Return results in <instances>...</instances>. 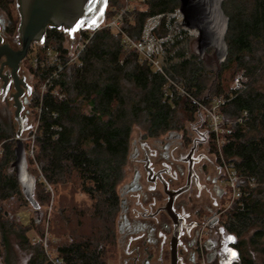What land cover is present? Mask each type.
<instances>
[{"label":"trees","instance_id":"1","mask_svg":"<svg viewBox=\"0 0 264 264\" xmlns=\"http://www.w3.org/2000/svg\"><path fill=\"white\" fill-rule=\"evenodd\" d=\"M121 2L108 0L116 6ZM13 4L14 0H0L1 10L11 21V34L18 28ZM145 4L144 11L135 13V23L126 24L135 40L146 18L179 8V0H145ZM223 9L230 18L226 63L219 64L214 51L208 50L203 59L195 53L172 65L167 75L198 100L227 96L224 85L229 74L241 71L245 76L244 88L234 92L223 112L227 120H236L244 112L248 115L232 127L223 156L260 187L243 208L232 209L225 226L237 238L233 249L238 258L231 264H264V0H226ZM88 37L84 33L81 40ZM64 42L62 32L47 29L45 45L35 58L43 57L50 47L65 60L69 51ZM31 68L39 86L45 75L57 69ZM168 77L125 49L120 35L107 29L93 35L78 61L51 82L42 103L39 96L31 103L36 112L41 107L42 114L35 155V196L40 209L34 211L29 226L19 223L17 213L30 203L8 169L14 160L15 135L0 120V258L4 264H52L42 242L34 241L46 231L50 254L64 264H112L118 188L125 178L134 129L140 128L146 138H156L195 121L197 106ZM55 196L59 204L48 218L41 207L49 206ZM245 234H250L247 239L242 238Z\"/></svg>","mask_w":264,"mask_h":264},{"label":"flooded vegetation","instance_id":"2","mask_svg":"<svg viewBox=\"0 0 264 264\" xmlns=\"http://www.w3.org/2000/svg\"><path fill=\"white\" fill-rule=\"evenodd\" d=\"M7 16L0 14V44H6L3 40L11 34ZM8 73L7 67L0 72V88L5 92L13 83ZM119 187L116 246L126 256L133 253L120 264H172L178 222V264H202L203 256L207 264L218 257L225 259V222L233 208L229 207L230 190L206 131L176 130L133 140ZM171 193H179L172 203L177 223L167 211Z\"/></svg>","mask_w":264,"mask_h":264},{"label":"built area","instance_id":"3","mask_svg":"<svg viewBox=\"0 0 264 264\" xmlns=\"http://www.w3.org/2000/svg\"><path fill=\"white\" fill-rule=\"evenodd\" d=\"M146 8L145 0H122L119 6L108 4L104 20L102 24L96 28L82 29L78 34L89 33V37L84 41L81 40L76 46L74 53L68 54L67 58L63 60L55 52L48 47L43 57L35 58L33 67L35 71L38 69H46L49 67H57V69L50 75H45L41 80L38 90V96L41 99L48 93V87L51 82L58 78L60 73L67 67L77 62L81 53L85 50L88 42L93 35L101 30L107 29L122 37L125 49L132 50L138 54L140 61L151 64L157 71L168 77L169 69L172 65L182 62L185 59H190L188 56L189 42L199 38V32L192 30L184 25V16L180 9L177 8L171 13L150 16L146 18L144 25L140 32V38L135 40L132 38L126 28L127 23L134 24V15L136 12L144 11ZM77 33V32H76ZM81 36V37H82ZM40 45L44 47V41ZM169 83L174 86L182 95L187 96L197 106L195 113L196 120L204 126L209 138L213 136L215 143V155L219 161V165L223 171L224 180L226 181L230 190L229 207L245 206V201L256 191L260 184L253 178L241 175L237 172L234 164L227 162L223 156V148L227 142L228 137L232 134V127L236 123H242L243 119L247 117V112H244L241 117L234 120H227L223 109L234 98V92L241 91L246 82L245 76L241 73L236 76L234 86L229 94L208 96L205 100H198L192 98L184 88L176 84L168 77ZM55 96L57 92L53 93ZM40 103V105H41ZM42 106V105H41ZM42 108L37 109V123L36 127L29 137L28 148L26 150L27 158L36 164V138L40 124ZM54 117H56L54 115ZM52 190L51 187L48 188ZM28 225V223H23ZM49 233L46 231L42 239H34L35 242L40 241L49 256L52 264H64L60 259L53 257L50 254L48 247Z\"/></svg>","mask_w":264,"mask_h":264},{"label":"water","instance_id":"4","mask_svg":"<svg viewBox=\"0 0 264 264\" xmlns=\"http://www.w3.org/2000/svg\"><path fill=\"white\" fill-rule=\"evenodd\" d=\"M226 0H179V9L184 16L185 27L199 32L197 53L203 59L208 50H213L219 64L226 63L229 55L227 35L230 28V18L225 14L223 5ZM21 21L19 37L22 49L14 50L8 44H0V72L9 68L15 90L14 95L16 120L20 130L17 133L14 160L9 165V171L16 175L24 197L29 201L34 211L40 209L35 193L37 178L29 172L25 145L21 139L27 115L21 116L22 110L28 104L23 98L25 91L31 93V88L19 76L20 66L28 57L33 46L44 41L47 29H65L76 33L84 28H96L104 20L108 0H18ZM95 20V23H93ZM7 83V80L5 79ZM6 86V85H5ZM28 114V113H27ZM186 191L182 190L179 193ZM170 194L171 202L167 208L171 218L177 223V215L172 209L174 198L179 194ZM181 226L177 223L172 241V264H178L177 242Z\"/></svg>","mask_w":264,"mask_h":264},{"label":"rangeland","instance_id":"5","mask_svg":"<svg viewBox=\"0 0 264 264\" xmlns=\"http://www.w3.org/2000/svg\"><path fill=\"white\" fill-rule=\"evenodd\" d=\"M12 12H13V18L14 20L17 21V29L14 31L13 34H8L3 42L10 45L12 48H14L15 50H21L22 49V43L20 41V37H19V25H20V21H21V16H20V11H19V3L18 0H14V4L12 6ZM5 14V16H7V12H4L2 10H0V14ZM8 18V16H7ZM87 29V28H84ZM60 32H62L64 34V47L66 49H68L69 51V55L74 53L77 44L79 43V41H81L82 39V35L77 33H69V31L65 30V29H58ZM56 45V44H53ZM197 45H198V39L192 40L189 42V48H188V56L192 57L195 53H197ZM42 49V47L40 45H35L33 46V48L31 49L28 57L22 62L21 66H20V71H19V76L21 79H24L25 82L27 83V85L31 88V93H27V91H25V94L23 96V98H21V102H23L24 98L28 99V104L25 105L24 109L22 110L21 116H25L27 115V121L24 124V129L23 132L21 134V139L24 143V145L28 144L29 141V137L32 135L33 130L36 127V123H37V112L36 110H34V108H32L31 103L33 102V100L38 97V89H39V84H38V80L35 77L34 72L32 71L31 65L33 66V61L35 59V57L38 55V50ZM241 71H237L234 76L230 77L229 74V80L228 83H226V85H224V91L225 92H230V90L232 89V87L234 86V80L236 78L237 75L241 74ZM17 93V91L15 90L14 87V83H11V85L9 86V89L7 92L3 91L0 88V120L2 121V123L6 124V126L11 129L15 135L14 137V148L16 147V140H17V133L20 130L18 121L16 120L15 114H16V110L17 108L15 107V101H14V95ZM28 113V114H27ZM194 122H189L186 121L184 128L182 129V131L185 132H204L205 131V127L202 126L201 123H198L196 120V116L194 118ZM144 135V132L140 129V128H135L133 135H132V141L133 140H139L142 138V136ZM196 136V135H194ZM213 149V148H212ZM215 151H213V155L214 157H216ZM2 154V148H0V156ZM217 159V157H216ZM28 164H29V171L31 174H33L34 176H36V168L37 164H33L32 161L29 160L28 158ZM37 177V176H36ZM224 188L226 187V185L223 186ZM120 188V187H119ZM61 193L63 194H70L69 191H63L60 190ZM37 199V196H35ZM82 199V198H81ZM54 200V201H53ZM52 200V202L50 203L49 206H44L41 207L42 210H44L46 208V212H47V217L50 218L53 211V207L57 206L59 204V197L55 196L54 199ZM80 201V199H79ZM28 216V225H24L23 223V216ZM17 217H18V221L19 223H21L23 226H29L32 218L34 217V210L32 208V206L30 205L29 207H26L25 209H21L18 213H17ZM27 224V223H26ZM250 234H245L242 238L243 239H247L249 237ZM225 238H227V245H225L223 247V251L225 253V259L221 260L220 257H218L214 263L212 264H228V261L230 260L231 262L236 261L238 256L236 251L233 249V246L237 243V238L233 235L227 232V234L224 236ZM234 238V240H230L229 238ZM48 243H49V237H48ZM229 250L234 251L236 253L235 257H231L229 254ZM251 250V249H250ZM49 251L51 252L52 250L49 249ZM131 255H127L125 254V252L120 249V247H116L115 252H112L113 256H110V262L112 264H120V263H124V259L126 260V257H128L127 259H129V256L132 258L133 257V253H130ZM202 260V264H207L206 262V256H203ZM128 261V260H127ZM126 261V262H127ZM128 263V262H127ZM0 264H4L0 258Z\"/></svg>","mask_w":264,"mask_h":264},{"label":"snow or ice","instance_id":"6","mask_svg":"<svg viewBox=\"0 0 264 264\" xmlns=\"http://www.w3.org/2000/svg\"><path fill=\"white\" fill-rule=\"evenodd\" d=\"M105 2H106V0H105ZM93 23H95V20H93ZM229 239L230 240H234V238H231V237ZM229 254H230L231 257H235L236 256V253L234 251H231V250H229ZM228 264H231L230 260L228 261Z\"/></svg>","mask_w":264,"mask_h":264},{"label":"bare ground","instance_id":"7","mask_svg":"<svg viewBox=\"0 0 264 264\" xmlns=\"http://www.w3.org/2000/svg\"><path fill=\"white\" fill-rule=\"evenodd\" d=\"M23 220H24L25 223H28V221H29L28 216L27 215L23 216Z\"/></svg>","mask_w":264,"mask_h":264}]
</instances>
